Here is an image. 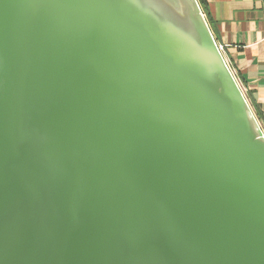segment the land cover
I'll list each match as a JSON object with an SVG mask.
<instances>
[{
  "label": "water",
  "instance_id": "1",
  "mask_svg": "<svg viewBox=\"0 0 264 264\" xmlns=\"http://www.w3.org/2000/svg\"><path fill=\"white\" fill-rule=\"evenodd\" d=\"M0 264H264V131L198 0H0Z\"/></svg>",
  "mask_w": 264,
  "mask_h": 264
},
{
  "label": "crops",
  "instance_id": "2",
  "mask_svg": "<svg viewBox=\"0 0 264 264\" xmlns=\"http://www.w3.org/2000/svg\"><path fill=\"white\" fill-rule=\"evenodd\" d=\"M209 27L264 131V0H204Z\"/></svg>",
  "mask_w": 264,
  "mask_h": 264
},
{
  "label": "trees",
  "instance_id": "3",
  "mask_svg": "<svg viewBox=\"0 0 264 264\" xmlns=\"http://www.w3.org/2000/svg\"><path fill=\"white\" fill-rule=\"evenodd\" d=\"M198 2H199V4H200V6H201V8H202V10H203V12L205 13V9H204V0H198Z\"/></svg>",
  "mask_w": 264,
  "mask_h": 264
},
{
  "label": "built area",
  "instance_id": "4",
  "mask_svg": "<svg viewBox=\"0 0 264 264\" xmlns=\"http://www.w3.org/2000/svg\"><path fill=\"white\" fill-rule=\"evenodd\" d=\"M218 44V48H219V50L223 53V45L222 44H220V43H217ZM235 76V75H234ZM236 78V77H235ZM237 80V79H236ZM238 82V81H237ZM239 84V83H238ZM241 88V87H240Z\"/></svg>",
  "mask_w": 264,
  "mask_h": 264
}]
</instances>
